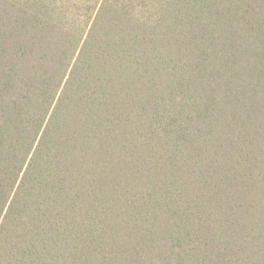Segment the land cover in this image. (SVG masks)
<instances>
[{
	"label": "trees",
	"instance_id": "trees-1",
	"mask_svg": "<svg viewBox=\"0 0 264 264\" xmlns=\"http://www.w3.org/2000/svg\"><path fill=\"white\" fill-rule=\"evenodd\" d=\"M0 264H264V0H0Z\"/></svg>",
	"mask_w": 264,
	"mask_h": 264
}]
</instances>
